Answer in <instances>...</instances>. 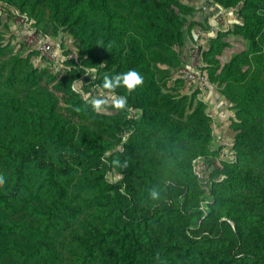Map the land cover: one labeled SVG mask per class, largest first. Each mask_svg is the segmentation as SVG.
Instances as JSON below:
<instances>
[{
	"label": "trees",
	"instance_id": "16d2710c",
	"mask_svg": "<svg viewBox=\"0 0 264 264\" xmlns=\"http://www.w3.org/2000/svg\"><path fill=\"white\" fill-rule=\"evenodd\" d=\"M193 1L0 0V264H264V0ZM17 18L73 40L62 68ZM200 42L208 90L177 78ZM129 70L135 91L98 87Z\"/></svg>",
	"mask_w": 264,
	"mask_h": 264
},
{
	"label": "rangeland",
	"instance_id": "374dc122",
	"mask_svg": "<svg viewBox=\"0 0 264 264\" xmlns=\"http://www.w3.org/2000/svg\"><path fill=\"white\" fill-rule=\"evenodd\" d=\"M185 1L186 2H191V3L194 2L193 0H185ZM197 5H198V2H197ZM219 15H223V16L220 17ZM209 17H210L211 25L213 26L214 30L216 29V27H217V29L218 28L224 29V26L226 28H229L230 25H232V24L237 22L236 17L232 13L224 16V13L221 14V13H217V12H214V11L211 10V11H209ZM11 24H12V28L15 31H17V33H18V37L17 38L19 40L22 39V41H24V38H25V41H26L27 40V35H28V32H29L28 29H30L29 25L26 26L28 29L26 27H24L23 26V20L20 19V18L15 19L14 21H12ZM0 29L4 30V26H2ZM64 36H65L64 34H60L57 37V40L56 39H52V38L50 39V43L53 45V47L55 49H56V44L57 43H59V45H60L61 50L60 51L58 50V57L59 58L62 55L66 54L68 49L71 47L72 41H73L70 37H68L66 39H69V41L65 42ZM29 48H31V47H29ZM31 49L33 50V48H31ZM27 53H30V52H27ZM190 55H191V53H190ZM62 58H63V56H62ZM49 60H52V58H49ZM33 61H37L35 57L33 58ZM55 62H56V60H55ZM62 62H59V61L57 62L58 68H62V65L65 63L64 60ZM37 64L39 66L47 65V63L45 64L42 60H38ZM175 80H176V78H175ZM175 80H172V82L170 81V83L172 84L173 82H175ZM205 96H207L209 98V101H210L212 117L215 120V127H216L215 134H217V136H218V138H220L219 140H221V142H231L232 140H231L230 136L228 135L227 129H228V125H229V117L231 115H233L232 111L226 107V103H225L224 99L220 97L218 92H216V91H214V92L213 91H208ZM216 143L220 144L218 139H217ZM217 144H215V149H217L218 146H219ZM227 154H229V150L228 149H225L222 152H220L221 157H223L224 155H227ZM208 163L211 164L212 162L203 161L197 167H198V169L200 167L201 170H203V169L205 170V169L208 168ZM110 177H111V174H110L109 178Z\"/></svg>",
	"mask_w": 264,
	"mask_h": 264
},
{
	"label": "built area",
	"instance_id": "2783aa9c",
	"mask_svg": "<svg viewBox=\"0 0 264 264\" xmlns=\"http://www.w3.org/2000/svg\"><path fill=\"white\" fill-rule=\"evenodd\" d=\"M21 19V18H20ZM23 20V19H22ZM23 26L26 27L27 24L23 20ZM27 35V40L25 41L24 38V44L33 48L39 50L43 56L49 58H52V60H56V62H66L67 57L62 56L58 57V50L60 51V45L59 43L56 44V49L53 47V45L50 43V38L46 37L44 38L41 34H39L35 29L31 28ZM202 42L197 43L190 55V59L187 63V65L183 66L179 69L177 78H183L187 81V83L190 86H194L196 89L201 90H208L209 88H212L208 77L204 75L203 72V57H202ZM62 58V59H61ZM75 59L78 61L79 57L75 53ZM63 63V62H62ZM212 91V90H211Z\"/></svg>",
	"mask_w": 264,
	"mask_h": 264
},
{
	"label": "clouds",
	"instance_id": "9594fccd",
	"mask_svg": "<svg viewBox=\"0 0 264 264\" xmlns=\"http://www.w3.org/2000/svg\"><path fill=\"white\" fill-rule=\"evenodd\" d=\"M96 68L92 67L89 69H85L84 73L91 74L93 80L96 79ZM143 77L135 70H129L121 73H113V74H105L102 77L101 84L98 87H101L103 90H107L115 94L117 89L124 88L129 92L135 91L138 87L143 85ZM80 81L76 80L71 84L72 92L81 95L87 100V96L83 93L81 87L79 86ZM105 100L101 98L93 99L91 102L92 108L94 111L99 112L102 108V105L105 104ZM115 107L118 109H123L126 105V97L119 96L114 97ZM79 109H77L78 111ZM159 192L151 191L149 196L151 199L156 200L159 198Z\"/></svg>",
	"mask_w": 264,
	"mask_h": 264
},
{
	"label": "crops",
	"instance_id": "0c3cea01",
	"mask_svg": "<svg viewBox=\"0 0 264 264\" xmlns=\"http://www.w3.org/2000/svg\"><path fill=\"white\" fill-rule=\"evenodd\" d=\"M196 3H197V2H195V4H196ZM198 5H199L200 7H202V8H203V6H204V5H201L199 2H198ZM212 11H213V10H212ZM209 102H210V101H209ZM225 103H226V102H225ZM226 107L229 109L227 103H226ZM226 107H225V108H226ZM224 110H225V109H224Z\"/></svg>",
	"mask_w": 264,
	"mask_h": 264
}]
</instances>
